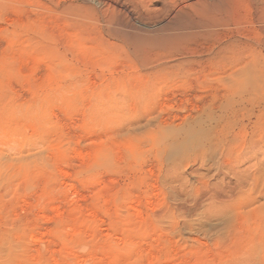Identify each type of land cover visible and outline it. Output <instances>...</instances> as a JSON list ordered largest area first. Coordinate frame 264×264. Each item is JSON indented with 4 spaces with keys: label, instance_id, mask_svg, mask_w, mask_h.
Instances as JSON below:
<instances>
[{
    "label": "rangeland",
    "instance_id": "374dc122",
    "mask_svg": "<svg viewBox=\"0 0 264 264\" xmlns=\"http://www.w3.org/2000/svg\"><path fill=\"white\" fill-rule=\"evenodd\" d=\"M166 2L0 0V264H264V89L144 67Z\"/></svg>",
    "mask_w": 264,
    "mask_h": 264
},
{
    "label": "bare ground",
    "instance_id": "6f19581e",
    "mask_svg": "<svg viewBox=\"0 0 264 264\" xmlns=\"http://www.w3.org/2000/svg\"><path fill=\"white\" fill-rule=\"evenodd\" d=\"M166 3L172 21L178 22L173 21L174 33L159 41L160 52L154 60L141 58L144 67L156 71L157 75L176 76L189 73L195 64L204 60L222 64L224 75L240 95L261 93L264 89V0L247 6L244 26L236 27L235 36L229 28L231 9L226 0L208 12L195 8L199 3L194 0H167ZM106 5L111 7L109 3Z\"/></svg>",
    "mask_w": 264,
    "mask_h": 264
}]
</instances>
